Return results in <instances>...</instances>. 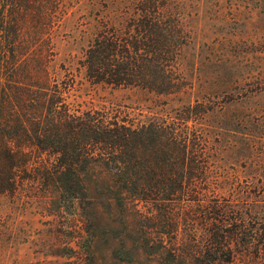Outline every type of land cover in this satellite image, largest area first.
Segmentation results:
<instances>
[{
  "label": "rangeland",
  "instance_id": "rangeland-1",
  "mask_svg": "<svg viewBox=\"0 0 264 264\" xmlns=\"http://www.w3.org/2000/svg\"><path fill=\"white\" fill-rule=\"evenodd\" d=\"M43 1L52 21L31 22L29 35L63 74L81 67L96 26L115 25L132 45V33L147 22L141 12L154 8L158 22L149 28L172 38L166 48L180 91L86 84L82 99L137 121L154 112L187 119L179 135L188 138L194 175L225 180L213 193L182 197L174 210L177 241L164 235L167 249L151 255L142 247L145 234L167 232V211L144 202L122 209L103 171L86 176L83 213L58 193H2L0 264H176L174 250L187 264L189 255V264H264V0Z\"/></svg>",
  "mask_w": 264,
  "mask_h": 264
},
{
  "label": "trees",
  "instance_id": "trees-1",
  "mask_svg": "<svg viewBox=\"0 0 264 264\" xmlns=\"http://www.w3.org/2000/svg\"><path fill=\"white\" fill-rule=\"evenodd\" d=\"M46 3L0 0V195L58 193V201H78L83 213L80 203L89 202L86 176L103 171L113 184L108 190L121 193L122 209L144 202L167 211V232L146 233L142 244L149 255L167 249L164 235L177 241L176 204L188 193L220 190L225 179L194 175L198 170L187 152L188 138L179 135L187 119L154 112L132 120L130 113L86 107L81 92L86 84H105L155 95L178 93L166 48L172 38L151 31L150 23L156 27L158 22L152 16L159 13L145 9L147 22L132 33V45L123 44L115 25H98L81 67L63 74L50 65V50L41 39L29 35L31 22L50 24L54 11L49 13ZM173 254L176 264H187L179 252Z\"/></svg>",
  "mask_w": 264,
  "mask_h": 264
}]
</instances>
